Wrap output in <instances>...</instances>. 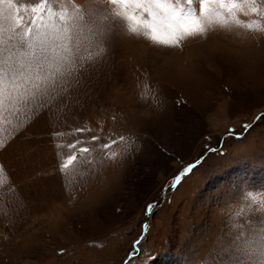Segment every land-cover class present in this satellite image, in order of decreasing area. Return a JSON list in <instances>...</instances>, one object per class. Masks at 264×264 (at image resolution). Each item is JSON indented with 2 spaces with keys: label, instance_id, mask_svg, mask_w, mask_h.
Instances as JSON below:
<instances>
[{
  "label": "rangeland",
  "instance_id": "1",
  "mask_svg": "<svg viewBox=\"0 0 264 264\" xmlns=\"http://www.w3.org/2000/svg\"><path fill=\"white\" fill-rule=\"evenodd\" d=\"M38 3L0 2V40L25 34ZM47 7L33 33L71 46L79 9L105 25V51L54 105L23 123L8 105L0 115V264H203L264 225V197L233 219L264 191V16L249 0H181L192 34L178 46L145 38L170 33L134 7L139 34L110 0Z\"/></svg>",
  "mask_w": 264,
  "mask_h": 264
},
{
  "label": "snow or ice",
  "instance_id": "2",
  "mask_svg": "<svg viewBox=\"0 0 264 264\" xmlns=\"http://www.w3.org/2000/svg\"><path fill=\"white\" fill-rule=\"evenodd\" d=\"M110 2L113 5H120L125 10L117 12L116 15L123 16L127 21L132 22V25L128 26L131 34H139L140 31L134 26L140 23L136 14L127 11L132 7L151 15L154 20L158 16L163 17L162 23H166L170 38L160 40L153 26L151 34L143 33L147 39L169 46H178L181 40L192 34L185 27L183 23L185 18L180 14L181 0H110ZM187 2L191 3V0ZM249 2L252 5L251 11H258L264 16V7L258 6L256 0H249ZM47 5L48 0H40V3L32 7L33 15L29 17V27L25 34L18 35L15 40L12 36H9L7 41L0 40V115L5 111V105H8L12 114L23 113L24 119L20 123L29 119L34 112L54 105L60 97L75 86L77 83L75 74L83 67L84 62L93 61L105 51L98 41L105 36L106 27L102 22L98 23L95 19H91L94 15L91 12L88 20H85L84 13L79 9L72 14L71 29L65 30L62 34L64 41L71 39V46L68 43H62L52 47L48 35L40 31L33 33L32 29L37 23L44 24L43 13ZM9 7L16 6L10 2ZM47 12L50 16L57 15L51 7H47ZM38 13L40 15H37ZM58 15L60 19H64L68 15V10L64 9ZM16 19L23 23L22 16L17 15ZM196 31L203 33L205 28L198 27ZM85 39L93 50L89 51L86 48L87 55H77ZM77 131L83 130L77 129ZM93 139L95 140L96 137ZM104 147L108 148L110 145ZM82 151L87 153L89 149L83 148ZM75 159V156L71 157L64 163L63 168L68 169ZM195 166L194 164L184 168L183 174H188ZM181 179L182 177L177 175L176 183L179 184ZM262 197H264V191L248 192L245 199L250 203L233 219L246 215L252 206L260 203ZM232 226L245 229V226L239 223ZM139 243L138 240L136 244ZM203 264H264V225L252 227L251 231L238 232L231 243L222 246L214 257L208 258Z\"/></svg>",
  "mask_w": 264,
  "mask_h": 264
}]
</instances>
